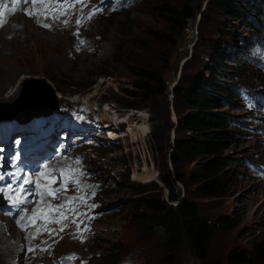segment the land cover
I'll return each mask as SVG.
<instances>
[{"label": "rangeland", "instance_id": "374dc122", "mask_svg": "<svg viewBox=\"0 0 264 264\" xmlns=\"http://www.w3.org/2000/svg\"><path fill=\"white\" fill-rule=\"evenodd\" d=\"M147 1V4H143L142 0L108 1L96 7L98 0H86V16L94 8L100 10L90 20L84 19L74 30L71 25L68 26L75 22L74 14L69 13L73 2L66 6V14H62L64 11L60 8L58 12H62L57 13V17L49 22L50 27L45 29L36 25L40 23L39 20L37 23L34 20L25 21L26 17L18 15L11 24L0 30V55L3 56L0 57V64L7 68L13 66L18 72L13 78L2 75L0 101L14 103L24 91L29 93L40 84L34 82V78H43L51 83L56 94H60L56 95L60 107L53 116L36 122L43 120L61 126V121L72 120L65 121L71 126L77 122L71 113L72 105L86 98L92 102L93 109L101 108L100 128L108 124L104 114L108 115L109 124L113 127L118 125L117 122L112 124L116 113L121 112L122 116L132 120L137 114L141 116L140 122L136 120L131 126L134 134L123 139H108L105 133L97 131L100 132L97 137L102 148L93 149L92 152L98 156H92V168L99 178L88 181L85 191L88 193L95 184L99 185V189L92 193L90 208L104 197V209L96 221L94 235L85 241L83 235L69 230V222L68 230L57 244L53 243V239L48 240L49 249L43 252L40 241V248L28 249L20 264H104L106 254L111 255L109 259L114 260V264H228L227 255L233 247L251 249L257 243L264 244V180L252 175L253 171H257L254 165L257 164L259 168L262 164L258 160L264 162V134L258 130L255 136L251 134L260 121L258 124L252 122L250 129L240 124L248 121L242 115L245 110L240 98L234 99L231 107L220 109L222 114L232 119L231 128L238 133L235 142L226 150L234 161L235 181L230 190L220 196L203 197L194 191L193 184L186 185L182 181L175 183V192L183 197L188 193L189 198L199 205L202 215L211 220L227 215L238 219L239 226L235 229L217 228L204 260H194L190 249L184 246L171 263L163 244V232L153 234L150 222L138 221L133 217L136 209L130 203L132 198L146 193L147 196L161 197L166 201L169 199L170 190L162 182L161 175L167 169L173 171L170 151L176 135L175 120L187 111V106L172 95L174 88L179 85L195 87L197 81L214 83L221 79L237 86L239 84L229 81L228 77L229 71L240 65L242 74L246 75L244 83L252 86L264 83V74L257 69V64L249 62L250 57H259L264 62V48H253L251 44L255 35L245 24V20L250 19L246 2L238 1L234 11L236 16H231L220 7L209 5L207 0L191 45L189 32L179 31L171 19L154 13L153 6L159 0ZM185 1L179 0L178 6L181 7ZM75 12L78 13V10ZM13 24L20 29L18 37H14L15 32H9L8 27ZM149 30L168 36V40L150 38ZM81 40L84 43H80ZM25 44L27 46L24 48ZM26 49L28 51H24V54L23 50ZM220 65H223L222 70H219ZM141 69L163 73L165 94L153 96L148 102H140L144 106L140 113L125 112L122 106L129 97L125 96L123 89L133 88ZM216 72L223 73L224 77H218ZM9 84L12 90L8 88ZM58 87L61 91L57 90ZM64 114L67 116L64 117ZM79 124L84 125V119ZM44 129L47 130L46 127ZM69 140L64 138V141ZM84 141L78 142V148L89 145ZM10 154L9 151L0 150V164L7 162ZM192 167L193 163L185 162L179 170L188 173ZM10 170L12 173L18 172L14 162L10 163ZM0 171L7 172L3 168ZM128 173L131 181H127ZM133 183L147 184L146 191L139 193ZM80 191L83 193L82 189ZM70 192L77 196L76 207L79 211L80 195L73 188ZM3 199L5 201V197ZM60 226L56 228L58 231H61ZM0 227V237L6 238L5 231L11 236L6 221H0ZM31 231L32 227H28V238ZM41 233L46 234L44 230ZM18 239V235L12 236L5 247L13 249ZM17 245L20 246V241ZM78 252L92 260L78 256Z\"/></svg>", "mask_w": 264, "mask_h": 264}, {"label": "trees", "instance_id": "16d2710c", "mask_svg": "<svg viewBox=\"0 0 264 264\" xmlns=\"http://www.w3.org/2000/svg\"><path fill=\"white\" fill-rule=\"evenodd\" d=\"M147 4V0H142ZM179 0H159L153 6L154 13L163 15L172 20L179 31H184L179 19ZM239 2H246L249 8L248 21L245 24L254 32L253 44L261 41L262 29L258 26L264 22V0H209L208 4H214L231 16H236L235 6ZM152 39L168 40V36L149 30ZM171 41L174 42L170 38ZM240 66L229 71V81L244 83L246 75H243ZM223 65L219 66V70ZM226 72V70H223ZM217 76L224 77L223 73ZM138 79L132 89H123L127 99L122 108L127 112L130 110H143V102H148L153 96L164 95L166 91V80L163 73L141 69ZM61 91V88H57ZM176 100L187 106V111L177 117L175 122V139L171 144V162L173 171L167 169L161 175V180L169 187V201H178L173 205L161 197L147 196L144 193L147 184L133 183L142 196L134 197L130 203L136 211L133 217L138 221H148L151 224V233L162 231L164 234L163 244L169 254L171 263L174 262L179 250L187 246L191 253L199 260H204L210 250L211 240L217 228L235 229L240 222L236 218L220 215L211 220L201 214L199 205L192 201L188 193L183 198L175 192L176 182H185L186 185L193 184L194 191L203 197H216L227 193L232 187L235 177L234 161L226 154V150L235 142L238 133L233 131V121L222 114L220 109L232 106V101L239 97L235 87L226 81L217 82L197 81L195 87L182 85L174 88ZM142 102V103H140ZM23 103L14 105L5 111V114L18 113ZM21 112V111H19ZM136 115L133 122L140 119ZM185 162L193 163L188 173L179 170ZM127 181H131V175H126ZM111 255L106 254L104 264H114L109 259ZM228 264H264V244L257 243L253 248L233 247L227 255Z\"/></svg>", "mask_w": 264, "mask_h": 264}, {"label": "bare ground", "instance_id": "6f19581e", "mask_svg": "<svg viewBox=\"0 0 264 264\" xmlns=\"http://www.w3.org/2000/svg\"><path fill=\"white\" fill-rule=\"evenodd\" d=\"M7 2H8L7 8H9V12L7 14H5L3 10H0V30L3 29L4 27L8 26L9 24H11L12 23L11 21H13V18L15 16H18V15H22V16L26 17L27 19H25V21L26 20H34L33 22H35V23L38 22L39 18L37 16V14L36 15H31V16L28 17V16L25 15V13L23 11L20 10L19 6H17L14 2H12V0H7ZM56 3H52V4L49 3L48 4L47 9L45 11L46 15L48 14L47 10L52 9L55 6ZM14 9H15V11H13ZM57 13H58V11H56L50 18L51 19H55L57 17ZM73 24L74 23H69L68 26L71 25V28H72ZM36 25L40 27L42 24L39 23V24H36ZM43 28L45 29L46 27H43ZM8 29H9V32H11V33L15 32V36L14 37H18L19 36L20 29L15 24L10 25L8 27ZM69 39H70V37H69ZM59 41H62V40L60 39ZM25 46H27V45L25 44L23 47L25 48ZM24 51L27 53L28 49L23 50V53L25 54ZM0 57L2 58L3 56L0 55ZM10 57H8V59H10ZM11 60H14V59H11ZM6 69H10V70H6ZM17 73L18 72L16 71L15 67H13V66L11 67L10 66V67L7 68V67L2 66V64H0V81H1L2 75H9V77L13 78ZM5 85H8V84L6 83ZM10 87H11V85L9 84L8 88H10ZM12 89H13V87H11L10 90H12ZM57 96H60V94H57ZM110 110H111V108H109V111ZM104 118H106V122H108V124H109L110 119L108 118L107 114H104ZM138 122H140L139 119H138ZM112 124H116V121L114 119L112 120ZM110 126H112V125H110ZM117 126L114 127V130L117 129ZM139 129H140V127H139ZM128 131H129V135L130 134H134L133 127L131 129H128ZM54 141L56 142L57 140L54 139ZM2 166H3L2 168L5 169V167L7 165L5 164V165H2ZM262 180H264V179H262ZM6 181H3L2 183H0V185H3L4 183H6ZM71 189L72 188L64 189V190H61L59 192H56V197H54L53 194L51 193V191H49V193L53 196V201L51 203L48 202V199H47V197L44 194H41V205L42 206H51L52 207L53 205L57 206L58 204H63L64 207H65V211H64L63 214H71V213L77 212L78 211V209L76 207L77 204H78V203L76 204L77 196L75 197V195H73L70 192ZM73 198H75V199H73ZM0 205H2V207H0V221L1 222L2 221H4V222L6 221L9 224L10 231L12 233L11 236H9V235H7L8 234L7 231H5L6 233H4V234L6 235V238L0 237V262H4L5 264H20V262H21L20 260H22L24 258V253L28 249H31V247L40 248L39 242L42 240V238L44 236H46V234L39 232L38 234H36L34 236L31 234L30 238H28L27 228L28 227H32L33 228L34 226L37 225V223L35 222L34 219H33L34 221H32V219L29 218V220H28L26 218L27 215L32 214V211H33L32 207L28 208L27 215H23V216L18 217L20 215V211L19 210H17L15 212L14 216H11L8 211H11L13 209L12 206L8 205V203L0 204ZM21 224L27 225V227L26 228H22V227H20ZM64 224H65V226L67 227V230H68L69 221L68 220H64ZM1 230H4V229H1ZM17 235L19 236V239L17 241L18 242L20 241V246H18L17 245L18 242H16V244H15L13 249H8V247H5V245L7 244L6 242H8L12 238V236H17ZM27 240H29V241H27ZM16 246H18V247H16ZM19 247H21V250L19 249ZM14 254H15V257L13 258ZM17 257H19L20 259H18ZM12 258H13V260H12ZM25 258H27V257L25 256Z\"/></svg>", "mask_w": 264, "mask_h": 264}, {"label": "water", "instance_id": "95a60500", "mask_svg": "<svg viewBox=\"0 0 264 264\" xmlns=\"http://www.w3.org/2000/svg\"><path fill=\"white\" fill-rule=\"evenodd\" d=\"M207 0H186L179 8L180 23L184 31L190 33L191 45L195 39V27L200 17V13ZM34 82L40 83L33 87L31 92L24 91L23 95L14 103L0 101V122L8 119H19L27 122L35 117L48 116L54 112L59 104L56 98V90L51 83L43 78H34ZM21 112L14 114H5L4 112L11 109L14 105L21 104ZM117 204V203H114ZM194 260H199L192 257Z\"/></svg>", "mask_w": 264, "mask_h": 264}, {"label": "snow or ice", "instance_id": "6c2138e0", "mask_svg": "<svg viewBox=\"0 0 264 264\" xmlns=\"http://www.w3.org/2000/svg\"><path fill=\"white\" fill-rule=\"evenodd\" d=\"M30 0H21V3L22 4H27L29 3ZM31 2H35V0H31ZM65 3V0H57V3L55 4V6L52 8V9H49L47 10L48 14L45 15V19H48L50 18L56 11H58L61 7H63ZM75 3L76 4H82L83 3V0H75ZM100 9L98 8H94L90 14L85 17V19H88L90 20L92 18L93 15H95V13L97 11H99ZM15 11V9L13 10ZM67 12V9L65 8L64 10V13L62 14H66ZM26 14L28 15H36L35 12H27L26 11ZM39 22V21H38ZM63 23L67 24L68 22L67 21H64ZM82 21L81 20H77L76 21V24L77 25H81ZM42 27H50V25L48 24H42L41 25ZM77 36H79V32L76 33ZM80 43H84L83 40L80 41ZM19 158V154H17V156H15L13 159H17ZM76 163H79V160L77 159ZM2 165H0V169H2ZM57 172H59L60 170H56ZM42 176H44L45 178L47 179H50L52 180V182H55V178L50 174L48 173L47 171H45L44 173H41ZM61 176H63V173H61ZM15 179H20L19 177H15ZM6 183H4L3 185H0V199H3L5 196H16V197H21V198H18L17 200L13 201V203L18 207L19 205H22V204H26V203H29L28 201V196L29 195H32L34 194V188L32 189H29V185H34L35 184V181L25 177L24 179L20 180V183L17 184L16 186H13L12 184V179H11V174L10 173H7V172H2L0 171V182H3V181H6ZM78 186V182H75ZM65 188H67V185L65 184L64 185ZM55 192H59L61 191L60 188H57L54 190ZM24 193H27V195H22ZM75 199V198H73ZM0 207H2V205H0ZM91 207V206H89ZM20 227L22 228H26L27 225H24V224H21ZM77 227L79 228V225H77ZM84 230H87V228L85 227ZM30 251H32L33 249H29Z\"/></svg>", "mask_w": 264, "mask_h": 264}, {"label": "built area", "instance_id": "2783aa9c", "mask_svg": "<svg viewBox=\"0 0 264 264\" xmlns=\"http://www.w3.org/2000/svg\"><path fill=\"white\" fill-rule=\"evenodd\" d=\"M172 150V149H171ZM171 152V151H170ZM174 204H176V202H174Z\"/></svg>", "mask_w": 264, "mask_h": 264}]
</instances>
